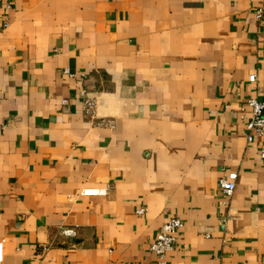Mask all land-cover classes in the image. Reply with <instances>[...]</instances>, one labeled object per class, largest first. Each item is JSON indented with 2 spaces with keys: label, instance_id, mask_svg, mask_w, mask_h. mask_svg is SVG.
<instances>
[{
  "label": "crops",
  "instance_id": "1",
  "mask_svg": "<svg viewBox=\"0 0 264 264\" xmlns=\"http://www.w3.org/2000/svg\"><path fill=\"white\" fill-rule=\"evenodd\" d=\"M258 7L0 0V264H155L172 217L166 264H264V160L243 109L264 94Z\"/></svg>",
  "mask_w": 264,
  "mask_h": 264
},
{
  "label": "built area",
  "instance_id": "2",
  "mask_svg": "<svg viewBox=\"0 0 264 264\" xmlns=\"http://www.w3.org/2000/svg\"><path fill=\"white\" fill-rule=\"evenodd\" d=\"M254 20L261 22L264 20V7H258L254 10ZM67 74V71L64 70ZM70 76V74H68ZM248 82L254 81V75L247 78ZM64 103V101L62 102ZM93 109V102L90 99H85L82 103L83 114H90ZM243 109L248 110V117L245 123L246 129V142L250 143L255 138L261 140V144L257 147V155L260 159L264 160V94L260 101L255 98H249L243 105ZM97 126L110 127V122L101 121ZM236 173L228 172L217 180V187L221 198L226 201L232 195L235 187ZM106 188H83L79 191V196L94 197L104 196ZM142 209L136 213L141 214ZM182 227V223L178 218L172 217L166 220L157 230L153 242L149 245L150 253L155 257V264H166V254L174 248L177 233ZM74 227H62L58 233L65 238H73L76 234ZM2 257V245L0 243V261Z\"/></svg>",
  "mask_w": 264,
  "mask_h": 264
}]
</instances>
